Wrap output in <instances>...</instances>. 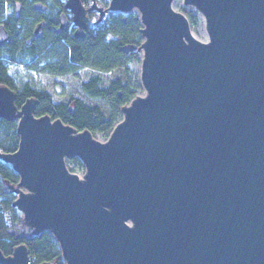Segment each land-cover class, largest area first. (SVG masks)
<instances>
[{
  "label": "water",
  "instance_id": "1",
  "mask_svg": "<svg viewBox=\"0 0 264 264\" xmlns=\"http://www.w3.org/2000/svg\"><path fill=\"white\" fill-rule=\"evenodd\" d=\"M173 1L64 3L76 37L92 10L97 22L138 10L145 94L121 107L105 141L35 116L34 97L17 106L0 83V117L18 120L17 149L0 152L19 175L12 205L33 233H52L65 264H264V0H183L207 39ZM59 20L58 31L65 12ZM9 36L0 23V45ZM74 157L82 177L67 167ZM0 264H31L26 244L0 250Z\"/></svg>",
  "mask_w": 264,
  "mask_h": 264
},
{
  "label": "trees",
  "instance_id": "2",
  "mask_svg": "<svg viewBox=\"0 0 264 264\" xmlns=\"http://www.w3.org/2000/svg\"><path fill=\"white\" fill-rule=\"evenodd\" d=\"M36 1L0 0V23H4L10 33L8 40L0 45V83L7 84L15 91L17 106L28 97H34L37 100L35 116L48 114L80 131L88 128L93 134L109 133L121 107L136 96L128 64L136 57L135 49H139L144 40L141 37L140 17L137 14L111 12L104 20L87 26L83 36H75V27L56 32L48 25L43 30V36L35 38L32 29L40 20L39 16L45 14L32 8V3ZM17 3L19 10H16ZM57 4L66 10L63 0H57ZM190 18L195 20V16ZM11 64L17 66L15 74L9 72L8 65ZM20 67L55 75L68 74L81 67L94 69L96 74L82 81L81 88L89 97L105 100L107 113L98 105L88 104L75 96L67 103L56 101L50 90L35 86L29 79L20 78ZM113 70L121 73L111 78L108 84H103L102 74ZM17 123L16 119L0 117V152L9 153L17 149ZM67 160L83 165L78 157ZM18 180L19 175L11 164L0 158V250L9 255L14 246L24 242L32 264L46 261L65 264L52 233L47 229L33 233L22 221L21 212L12 205L16 196L10 184Z\"/></svg>",
  "mask_w": 264,
  "mask_h": 264
},
{
  "label": "rangeland",
  "instance_id": "3",
  "mask_svg": "<svg viewBox=\"0 0 264 264\" xmlns=\"http://www.w3.org/2000/svg\"><path fill=\"white\" fill-rule=\"evenodd\" d=\"M93 0H83V3L86 7H88ZM96 4L98 6L106 7L109 3V0H95ZM174 9L179 10L183 12L185 15L188 16L190 26H191V31H194L197 36H200L201 39H207V33L206 36H203L202 30L200 27L202 24L204 25V20L202 19V14H200L197 10H194L193 6L191 5H185L183 3V0H174L172 3ZM36 10V9H35ZM111 12H117V11H107L104 16L103 20L105 17H107ZM67 11V16H68ZM123 15H133L137 14L138 15V10L137 8H133L129 12H122ZM71 15V14H70ZM191 16H195V20L192 21ZM98 11L97 10H92L88 13V26L93 23L94 21L98 20ZM97 22V21H96ZM94 22V23H96ZM93 23V24H94ZM33 25L31 26V28ZM142 37V36H141ZM143 38V37H142ZM136 50V57L131 60V62L128 64L129 69L131 71V82L133 85V89L136 94L144 95L145 94V89L142 85V82L140 80V67H141V56H142V49H135ZM9 66V72L11 74H15L17 66L11 64ZM121 73L119 70H113L112 72H104L102 74L103 78V84H108V81L113 78L115 75ZM95 70L91 69L89 67H81L80 69L70 72L68 74H51V73H43V72H33L29 69H23L20 67L19 70V77L22 79H29L35 84V86L43 87L47 89L48 91L52 93L53 97L55 98L56 101H64V102H69L71 100V97H79L80 99H83L85 102L88 104H95L98 105L101 110L105 113L108 111V105L106 104V101L103 100L102 98H97V97H89L84 93V91L81 88V82L92 77V75H95ZM118 120H121L123 118L122 112L118 113ZM110 133V132H109ZM109 133H101V132H96L94 133V137L100 139L101 141H105L106 137L108 136ZM67 167L71 172H82V168L84 165L81 166L77 161L74 163L68 161L67 159Z\"/></svg>",
  "mask_w": 264,
  "mask_h": 264
},
{
  "label": "flooded vegetation",
  "instance_id": "4",
  "mask_svg": "<svg viewBox=\"0 0 264 264\" xmlns=\"http://www.w3.org/2000/svg\"><path fill=\"white\" fill-rule=\"evenodd\" d=\"M65 1L66 0H63V2L65 3ZM83 1V0H82ZM43 2V4H45V6H46V9H45V11H42V10H39V9H36V10H39V11H41V13H45L44 14V16H42V15H40L39 16V19L41 20V19H44L45 21H46V26L45 27H43V29H42V32H43V30L44 29H46V27L49 25V28L51 29V30H55L56 32L58 31L57 30V27L59 26V23H60V20H59V15H60V13L61 12H65L66 13V18H67V20H68V18H71V16H70V14L71 13H68V16H67V11L69 12V10L68 9H66V10H64L61 6H59L58 4H57V0H44V1H42ZM17 4H19V3H17ZM33 4L34 3H32V8L34 9V7H33ZM34 9V10H35ZM18 10H19V7H18ZM48 12H49V15H48ZM47 13V14H46ZM65 28H67V29H69V30H71V29H73L72 27H69V20L67 21V24L61 29V30H64ZM61 30H59L58 32H60ZM9 33V32H8ZM44 33V32H43ZM42 36H43V34H42ZM41 36V37H42ZM41 37H37V38H41Z\"/></svg>",
  "mask_w": 264,
  "mask_h": 264
},
{
  "label": "built area",
  "instance_id": "5",
  "mask_svg": "<svg viewBox=\"0 0 264 264\" xmlns=\"http://www.w3.org/2000/svg\"><path fill=\"white\" fill-rule=\"evenodd\" d=\"M71 16V15H70ZM68 20H69V27H75V23H74V21L71 19V18H68ZM75 172V171H74ZM80 177H82L83 176V174L85 173V169H84V166H83V168H82V172L80 173V172H76ZM29 260H30V263L32 264V258H31V256L29 255Z\"/></svg>",
  "mask_w": 264,
  "mask_h": 264
},
{
  "label": "bare ground",
  "instance_id": "6",
  "mask_svg": "<svg viewBox=\"0 0 264 264\" xmlns=\"http://www.w3.org/2000/svg\"><path fill=\"white\" fill-rule=\"evenodd\" d=\"M195 10V9H194ZM203 19V17H202ZM204 20V19H203ZM200 29L202 30V34L203 36H206V28L205 25L202 24V26L200 27ZM192 35L195 36L196 38H201L200 36H197L196 33L194 31H192Z\"/></svg>",
  "mask_w": 264,
  "mask_h": 264
}]
</instances>
